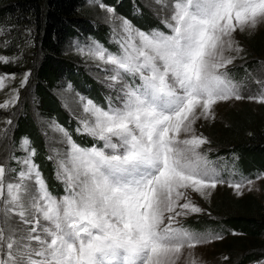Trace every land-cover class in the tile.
<instances>
[{"label":"snow or ice","instance_id":"6c2138e0","mask_svg":"<svg viewBox=\"0 0 264 264\" xmlns=\"http://www.w3.org/2000/svg\"><path fill=\"white\" fill-rule=\"evenodd\" d=\"M261 22L264 0H177L168 33L134 31L125 20L119 53L78 49L107 66L109 87L120 85L119 104L105 109L80 98L77 131L85 129L102 147L84 149L67 130L49 125L67 146L49 156L65 183L62 197L48 191L27 140L21 148L29 157L14 181L0 163V264H175L185 246L221 239L176 219L186 214L177 208L202 211L180 203L184 190L202 193L224 183L198 151L206 138H178L218 101L244 98L221 71L232 62L222 50L237 30ZM249 99L264 103V94Z\"/></svg>","mask_w":264,"mask_h":264},{"label":"rangeland","instance_id":"374dc122","mask_svg":"<svg viewBox=\"0 0 264 264\" xmlns=\"http://www.w3.org/2000/svg\"><path fill=\"white\" fill-rule=\"evenodd\" d=\"M175 2L86 0L78 13L89 18L92 31L72 37L70 45L74 48L67 56L73 63L60 80L51 81L44 90L37 87L32 73L39 60L33 20L28 15L0 17V57L4 58L0 60V163L9 169V181H14L25 168L23 160L29 157V152L23 151L21 144L27 140L29 149L35 152L31 160L48 191L57 198L66 194L65 183L57 175V163L49 156L55 155L52 149L64 153L67 146L59 143L62 137L49 125L67 130L84 149L102 147V142L86 134L85 129L77 131L78 117L82 114L80 98L105 109L110 103L119 104L120 85L109 87L105 78L108 73L102 70L107 66L78 49L97 45L119 53V32L125 20L134 31L168 33L166 21L173 14ZM108 8L114 11L109 13ZM233 35L232 46L226 45L222 50L223 58H231L232 62L221 71L228 72L244 98L218 101L210 114L195 120L192 131H182L178 138H206L207 143L198 151L207 157L224 183H218L214 189H203V194L184 190L187 198L180 203L188 202L202 211L177 208L186 214L176 219L193 232L222 238L193 248L185 246L177 254L178 259L173 257L175 264H264V230L258 236H248L222 222L234 217L264 222V171L256 170L259 168L256 161H260L255 154L251 153L253 161L246 163L238 151L239 144L256 145L264 140V103L249 99L264 94V22L256 28L237 30ZM237 183L241 184L239 189L234 186ZM249 255L255 258L241 262Z\"/></svg>","mask_w":264,"mask_h":264},{"label":"trees","instance_id":"16d2710c","mask_svg":"<svg viewBox=\"0 0 264 264\" xmlns=\"http://www.w3.org/2000/svg\"><path fill=\"white\" fill-rule=\"evenodd\" d=\"M85 1L0 0V17L28 15L33 20L39 60L35 63L32 73L40 90L48 87L51 81L60 80L69 70L73 61L67 54L74 48L70 45L72 37L92 31L89 18L78 13ZM238 151L241 160L246 163L253 161L252 154H255L260 161H256L259 165L256 170L264 171V140L256 145L239 144ZM247 158L250 160L246 161ZM222 222H228L233 229L248 236H258L264 230V222L252 218H224ZM252 258H255V255H249L241 262Z\"/></svg>","mask_w":264,"mask_h":264}]
</instances>
